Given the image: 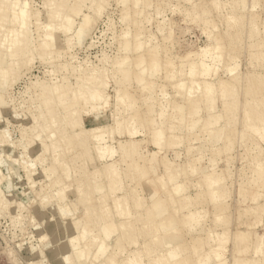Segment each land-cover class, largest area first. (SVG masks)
I'll return each mask as SVG.
<instances>
[{
    "label": "bare ground",
    "instance_id": "bare-ground-1",
    "mask_svg": "<svg viewBox=\"0 0 264 264\" xmlns=\"http://www.w3.org/2000/svg\"><path fill=\"white\" fill-rule=\"evenodd\" d=\"M53 1H56L57 3V0H44L43 6L45 7L46 12L45 18H42V11L34 8L30 0H0V30L1 34H6L7 36L6 41L0 43V94H7V97H10V84L16 78V74L20 73L23 68L20 65L21 61L25 58L31 57L29 56L31 54L28 52V49H30L28 48L30 47V45L28 46V41L29 37L31 38L33 32H37L38 34V31L43 30V33L44 29H47L45 30L46 32L44 35L42 34V38H44L42 39L43 42L41 43L39 40L41 44H38L44 46L42 47L43 50L51 55L54 53L58 55V51L60 50L57 51V49L59 47L62 49V47L65 46L64 44L63 46L62 44L58 45L59 38L61 41V37L58 34H60L61 31H67L70 32V34L74 32L76 38L72 36L71 39L74 40L75 38L77 45L83 44L81 47L84 49L83 52H85V49L87 50L96 46L94 45L95 42L93 43L92 40L94 29L93 24L96 20L95 18L99 17L98 15L102 14L103 10H106L108 4L106 2L108 0H106L105 3V0H97L101 1V8L103 10L100 9V13L98 15L95 13L96 10L94 12L95 15L93 12H91V15L87 14L88 17L83 15L85 18L81 17L80 19L83 18V20H81L80 23H78L79 21L75 23L74 21H71V19H73L72 16L74 13H69L71 11L69 6L73 0H71L70 5L69 2L67 3L69 0H64L65 3H67V6H64L65 8L57 5L61 7V9L55 5L56 3L53 4ZM62 1L63 0H61V2ZM64 1L62 3L63 5ZM131 1L132 0H122V5H125V8L130 4H132L135 9L140 7L139 9H141V14L145 17V19L143 22L141 21V23H139L137 17H135L137 19L132 17L131 19L133 20L127 19L128 17L125 18L127 20L124 21H127V25L132 22L134 28H122L121 32L118 31V33L122 34V40L119 41L118 39L116 42L114 39H112L114 42L111 41L112 44L115 43L118 46L121 44L122 47L120 51L123 50V53L120 54V56H114L116 58L112 59L110 57L111 54H107V51L105 52L107 49H105L104 52H102V50L99 51L102 54L98 56L99 62L97 60V64H95L96 62H93L94 60H84L83 62H78L77 59L75 62L77 64H74L73 60L76 58V56L71 54V56H69L71 57L70 60L65 59L59 62L63 66L67 65L71 69V75L73 76L71 79H57L54 78L55 76H53V78L46 80L41 77H37L34 78L35 80H31L28 85L27 92L31 93L30 90L34 91V94L31 93L29 97L31 103H33L32 101L36 102L35 106L33 107L34 109L36 108L35 111L37 110V112L35 114L31 113L33 117L31 114L29 115L32 117V121H30L32 129L30 134L24 135L23 150L28 151L36 158L43 154L44 151V154L46 155L51 154L50 156H52V159L50 157V160H47L48 155L45 158L47 160V164L44 167L43 176L47 179L53 178V180H55L58 185L62 177H72L74 170H77L79 175L78 182L80 178V183L78 185L85 184L87 181H93L94 185L92 189L86 188L85 186L83 187L84 190L82 193H85V196L82 200V204L87 208L89 213H93V211L96 209V205L98 206V209H101V207H107L109 203L107 208L113 214L112 219H108L106 221L101 219V222L99 221L101 228L99 227L98 231L94 229L91 230L89 228V226H94L95 219L94 221H86L82 219L81 221L76 222L75 228H71V233L68 232V234L70 233L69 236L65 237L71 247L60 252L61 258L59 259L62 260L58 261L56 264H264V233L258 234L255 232L257 233V237L253 239L254 245L249 254L233 253L230 260V257L227 256L224 250H222L224 247L223 244L225 235L228 233V231H230V224L232 222L231 219L228 218V210L231 207L228 203L230 202V197L233 194V190L228 192L224 191V187L226 186L224 181L226 178L228 180L226 175H228L231 179H233L235 176L238 181L237 184H240V187H238V195L240 196L238 199L239 206H237L241 213L240 216L244 214L245 211H249L250 215L254 214L257 218H259V220H262V226L264 224V152L262 151L264 150V63L261 62L262 60L264 61V20L260 19V9H262L261 0H187L189 2L192 1V5L190 6L191 9L186 10L187 13H185V19H187L190 23H197L204 27L205 41L203 42V45H192L184 48L187 45L186 44L184 47L181 45V48L183 49L178 47V49L174 48L172 53L174 54L173 58L166 56V49L168 47L167 45L169 44L167 41H170L174 37V34H172L173 32L171 33L169 31L170 33H166V29H162V27L159 25L160 27H158L157 30L163 35V39L152 44H149L146 42V40H144V28L146 24L150 23L151 21V18L148 16L150 14L146 15V13L149 12L150 7L152 9L153 3L149 2L150 0H134L136 3H130ZM52 4L56 7L52 6ZM99 4L100 3H98V5ZM93 5L95 6V4ZM133 6L130 7L132 8ZM93 7H91V9H93ZM99 8L96 7L95 9ZM160 9H156L154 16H163V12ZM175 9H177V7L174 8V13L176 11ZM242 11H248L247 15L240 17V13ZM132 12H136V10ZM137 12L139 13V11ZM54 15H56V17L58 16L57 18L59 20L60 16L61 21H58L57 18L54 19ZM55 20L61 22L60 28L58 30V26L54 27L55 23H57ZM62 20H64L63 23ZM163 21V23H165L166 19ZM218 21H224V26H220ZM71 22L74 23V27ZM110 22L107 27L112 33L115 29V26L113 23L114 21L111 23ZM76 23L78 24L75 26ZM138 25L141 26L137 28L136 26ZM35 26L37 27L34 29ZM9 28H11L10 31L8 30ZM103 33L104 36H106L105 31ZM118 35L119 34H114V36L119 37ZM37 37L38 39H41V37L39 38V34ZM156 37V35L153 36V38ZM95 39L94 41H96ZM101 39L103 41V38ZM69 40H66L67 42H65L70 45L71 41ZM172 41L173 39L171 42ZM61 42L63 43V41ZM25 43L27 46L24 45ZM38 44L36 45L41 47ZM23 46L27 47L28 49L26 50L24 48L26 51L22 52L21 50ZM37 46H34V49ZM74 46L76 47V45ZM31 47H33V44ZM42 48L39 49L42 50ZM107 48H109V46ZM132 49L143 52V54H141L143 59H140L142 61L134 62L135 65L140 67L139 71L137 72H134L130 69L132 59L131 61L127 60V57ZM52 50L56 51L53 53ZM238 50L260 55V60H258L260 62L258 64H249L250 62H245L246 66H242L243 63H241V61L243 60H241V58L238 56ZM37 52L38 51H36V53ZM43 52L44 51H42V54ZM60 52H62V50ZM46 53L42 55V57L48 59V57L51 55L49 56V54L47 55ZM37 55L38 54H35V56ZM97 55H95V57ZM145 56H150L151 60L153 59L150 62L151 64H149V62H145L146 59H149ZM163 57L168 60L170 59V62L171 60L173 61L171 63L173 66L172 68L170 67L171 65L169 66V63L166 65L170 68L167 66L162 68L161 59H163ZM174 58H178L179 62L175 61L176 59L174 60ZM12 63L16 64L14 66L16 71V74H14L15 78H12V75L9 77V74L11 73L9 68ZM58 67L59 66H57V68ZM54 69L55 67L53 70ZM221 71H224L225 74H223ZM161 75L163 76V81L164 79H170L171 81L175 79V81L172 82L176 83L177 80V83H174L175 85H173V88L175 86L176 89H174L177 90L176 93H178L177 96L179 98L175 100L174 97H170L169 93H166L167 91L165 93L162 91V93L158 95L163 97L162 100L164 101L161 103L162 105L161 108L159 107V111H156L158 114L157 121L156 119H153V121H156L155 126L147 134L150 137L149 139L152 138V144L155 146L152 152V160L156 161V163L154 162L148 164L145 160L146 158L144 157V154H142L140 159H138V156L140 155V149H143L146 144V142L143 140L144 138H139L137 136L138 138L131 137L120 139L116 136L115 132L114 134L109 130L108 126V129L102 130L100 124L103 125L105 122L103 119L107 116L106 113L117 110V114H115L114 119H118L119 123L126 120H128L129 123L131 122L127 132L133 135L134 131H137V123L139 118L136 112L127 111V104L125 103L124 105L125 101L121 98V93H123L122 84L121 87L115 86V82H118L119 80H115L114 78L120 79L119 76H125L124 78L131 82H134L138 79L140 85L144 86L149 82V80L147 79V81L145 77L151 76L154 79L155 76L157 80L159 78L160 81ZM29 76L30 75H28V77ZM74 79L76 81H72ZM111 82H113V84ZM138 82L135 84H138ZM172 82L171 84H173ZM154 92L159 93V88H157L155 85L152 87V90L149 93L146 92V94H144V97H154L156 96ZM69 94L72 95V97L74 96L72 98L74 100L70 99L72 102L60 112L59 110L58 112H55L57 109L53 106L55 108L54 113L49 114L48 110L51 108L50 106L54 105V102H57L56 99H59L60 96H64L66 98V95ZM50 95L52 96L50 97ZM128 95H130L129 99L133 97L131 94ZM68 97L70 98V96ZM42 101L43 104L41 105ZM165 101L168 103H173L171 108H176L175 110L172 109V117H170V111L168 110V105L165 103ZM25 102H27L26 99H23V101L19 103L20 105L18 104L19 107L24 108ZM28 102L30 103L29 100ZM1 103L3 104V100ZM31 103L30 105L34 104ZM7 105L8 104H5L4 106ZM16 105L14 106L13 104L14 118H17L19 115H21V111L22 113L25 111L18 110L19 107ZM4 106L0 108V122L2 119L5 120V117L2 115ZM26 107H28L26 110L29 113L33 111V109H31L32 106ZM84 111H92V113H90L92 115H84ZM177 113L179 119L178 121H180L179 124L183 125L182 128L184 129V127H188L189 132L193 131L189 136L168 133L165 124H168L171 121L174 122V116ZM72 118H78V120L81 118L80 121H83L84 127L75 129L74 132H72V135H70L71 133L66 130V124L68 123L67 121L69 119H71V121L74 120L75 122L76 119ZM90 124L93 127L92 129L90 128ZM85 127H88L87 129L90 128L91 132L95 128V131L93 132L94 135L91 136V142H87L88 139L84 138L83 133L86 131ZM228 130L230 132H228ZM209 131H211L210 135H213V137H210L212 141L209 139L211 145L206 147V149L199 150L192 156L190 153L187 154V156H183V154H181L182 152H179L181 163L178 167L174 168V164H168L171 160L169 161L167 159V162L162 160L163 164H161L160 160L158 159V163L157 157L160 155L163 149L166 150V147L164 146H167L168 144L172 145L173 147L184 145L195 149L197 144H199V141H194L196 139H200L201 134L206 133L205 135L207 136ZM8 133V129L3 132V134L6 136H8ZM136 135H138V133ZM237 136L239 137V140H242V142L243 140L247 139V141L243 143L245 146L247 143H249L251 144L249 146L254 145L255 148L249 152L247 151V154H245L244 158H242L241 166H239L242 168L239 169V171L234 172L233 164L235 160L232 161L228 152L232 150L233 147H235L233 146V141L234 139H238ZM79 137L80 141L78 140ZM75 139H77V141ZM170 139L171 141L169 142ZM74 140L76 143L79 142L77 144L78 148L75 146V154V147L73 146L75 145L73 142ZM248 140H250V142H248ZM231 144L233 146H231L232 148L229 147ZM206 151L210 152L208 159L211 166L208 165L206 170L201 169V171H198V167L200 168L199 161L201 162L204 159H202V156L200 157V155H205L204 153H206ZM221 153H225L227 156L225 159L231 160L233 164L228 165L231 161L229 162L226 160V162H229L227 163V166L219 168L216 164V155H221ZM4 154V151H0V166L2 165L3 167L6 166L7 163L10 164V161L17 157L16 155L10 153V156L8 154L10 159L8 156V159H5ZM189 155L191 157H195L197 160L196 162H198L199 165L196 164L194 167L195 163L193 164V161L188 158ZM114 159H116V162L118 163H113ZM147 161H149V159ZM24 162L25 165L27 164L30 167H35L34 163L33 165L29 164L30 160H24ZM61 162L64 163V167L59 169L58 166L62 165ZM104 163L105 166L100 165ZM31 168H29L30 171ZM128 168L129 170H127ZM192 168L194 175L198 176L200 173H202L199 178L203 180H198V185L191 184L193 188L195 187L197 189V186H199L201 190L197 189V191L195 189V193L186 195L189 200L191 198L194 199L191 207L187 208L188 211L183 213L178 212L179 217L182 219V224L184 222L183 225H186L188 228L192 229V231L188 232V237L183 238V233L181 234L178 232L180 229H178V224L180 222H177V220L179 218H176L175 216L174 219H177H175V222L164 220V218L168 215L166 209V201L168 200L163 199V194L169 195V197L172 194L176 195L179 189L170 191V187H181L184 185L185 181L187 182L189 179L187 174H191ZM92 169H94V171ZM7 170L9 173H11L10 169L7 168ZM1 171H3V169H1ZM1 171L0 177L3 175L2 177L4 178V174H2ZM8 172L6 174H8ZM32 173L33 172L29 173V175H32ZM9 175L12 176V173ZM92 175L95 179L98 175L100 178H97V181L93 180V178L91 181L90 177H92ZM186 176L188 177L187 180H185ZM55 181H53L54 187L56 186ZM106 181L109 183L110 192L108 193H106L105 190ZM30 183L31 188L34 189L33 191L35 193L33 201H36L37 197H43L45 201L51 203L50 205H52L49 211L43 208L41 204L36 206L33 210L31 222L36 224V228L38 229L41 227L44 228V232H42V239L47 241L48 244L50 243L48 248H53L54 246H60L61 244H64V242H57V239L45 234V232H47V228H49L51 224L49 223L50 214H53L54 212L59 214L62 220L66 219L69 217L70 213H77V211H80L75 209L77 208L78 201L74 200V206L70 205L68 201V204H63V206H59L60 203L59 205L56 204L59 208L61 207L60 211L56 212L57 207L55 204H53V202H56L55 197H49V193V195L44 194V189L48 186V184L47 186L46 183H44L43 186L42 184H39L40 187H42L37 189L39 187L36 180H32ZM13 185V182H8L5 186L0 185V195L11 193ZM126 185L127 188L129 187L128 190H122V187ZM57 187L58 186H56V188ZM142 189L146 194L145 198L150 202L148 206L146 205L147 208L146 206H143L146 208V212L143 213L142 211L141 214L138 215L136 205L141 203L144 204ZM117 191H120L121 195L118 194L111 201L107 195L109 193L116 194ZM91 192L97 193V195L92 196V200L90 199L89 195ZM254 196L255 198H253ZM172 198L176 199L173 196H171L169 199ZM16 199L15 197H12V199L9 200V204L13 205L17 201ZM66 199H68V197ZM63 200H65V197H63ZM89 201H92V208ZM175 201H177V199ZM18 204L17 206L20 205ZM85 207H81L84 212L86 211ZM151 208H154L158 211V214L155 213L156 215H154L158 217V219L156 218L155 220ZM19 215L18 218L21 219ZM180 215H182V217L188 215V218L185 216L186 220L183 221V218L185 219V217L182 218ZM201 215L204 217L203 220H205L202 228L197 226L200 225L197 223L199 220L198 216L201 218ZM116 217H119L123 220L118 222ZM195 217L197 218V221L194 220L196 219ZM15 218L13 219L14 221ZM210 220L212 221L211 223H209ZM70 222L71 221L66 222L65 220V223H60L59 227L62 228L64 225L69 226ZM114 222H116V225L114 224V237L105 241L103 228L105 226L111 227V224ZM128 223H130L131 226H128ZM71 226L73 227V224ZM169 227H172L171 230H173V228H175V230L177 229L176 232L180 233L181 235L177 233L178 237L174 235V237L170 239H166V237L162 238L163 231L168 230ZM79 230L83 235V238H80L78 235ZM174 232L172 234H174ZM165 233L167 234L168 232ZM163 235L165 236V234ZM63 238L64 237H62V239ZM88 239L97 241L94 243V245L97 246V251H95L96 253L94 258V253H86L85 249L82 248V243ZM158 243L161 244V249H159V245H155ZM156 246H158V248ZM193 250L195 251V254L189 255V253ZM34 253L38 257L43 256V253L40 251H35ZM88 259L91 260L88 262ZM48 261V258L44 257L39 261H33L32 264H47Z\"/></svg>",
    "mask_w": 264,
    "mask_h": 264
},
{
    "label": "rangeland",
    "instance_id": "rangeland-1",
    "mask_svg": "<svg viewBox=\"0 0 264 264\" xmlns=\"http://www.w3.org/2000/svg\"><path fill=\"white\" fill-rule=\"evenodd\" d=\"M30 1H31L32 5L34 6V8H37V9L42 11V15H43L42 18H45L46 10H45V7L43 6L44 5V0H30ZM63 1L61 2V0H57V3H56V1H53V4L56 3L55 4L56 6L59 5L61 7H64V6L66 7L67 6L66 4L68 2H69V5L71 3V0H69V1L65 0V1H67V3H65V1H64V5H63L62 4ZM224 1H226V0H224ZM246 1H250V0H246ZM105 2H106V0L104 1V3ZM149 2H152L153 6H152V9L150 7L149 12L146 13V15L150 14L148 16H149V18H151L150 23L146 24V26H145L146 29L144 28V40H146L147 43H149V44L151 43L152 44L154 42H157V41L163 39V35L157 30L158 27L161 26L162 29H166V31H165L166 33L167 32L168 33H170V32L172 33L173 32L172 34H174L173 35L174 37L172 38L173 41L171 42L172 39L170 41H167V43L169 42V44L167 45L168 47L166 49V51H167L166 52V56H169V58H173L174 54H172V53H173L174 48L178 47L180 49H183V48H181V45L184 47L187 44L184 48H187L188 46H192V45L193 46L203 45V42L205 41V34H204L205 33L204 32L205 29H204V27H202L200 24H197V23H192V22L190 23L187 19H185V16H186L185 13H187L186 10L191 9L190 6L192 5V1L189 2L187 0L186 1L185 0H150ZM96 3H97V5H96ZM98 3H100V4L98 5ZM106 3H108L107 7H106V10H103L101 8L102 7L101 1H97V0H73L71 5L69 6V9L71 11H73V12L70 11L69 13H71V14L74 13L73 16H72V18L74 20L71 19V21H74V23L78 22V21H79L78 23H80V21L83 20V18H85L87 16V14L91 15V12L94 13L95 10H96L95 13H97L96 15H98L100 13L99 12L100 9L103 10V12L101 11L102 14L98 15L99 17L95 18L96 20H95V22L93 24V28L94 29H93V34H92V40H93V43L95 42L94 45H96V46L93 45L94 46L93 48L91 47V48H89L87 50L85 49V52H83L84 49L81 48L83 46V44H81V45L78 44L79 45L78 46L77 43L75 42L76 41L75 33L73 32L74 34L71 33V34H73V35H71L70 32L61 31V29H60V31L62 33L60 32V34H58V35L61 37V41H63V43L60 41V38H59L58 39L59 40L58 41V43H59L58 45L62 44V46H63V44H64L65 46H63L64 48L62 47V49H60L61 47H59L57 49V51L58 50H60V51L62 50V52H60V51H58L59 53L57 52L58 55H56V53H54L56 50H52L54 54L51 55L48 52L46 53L45 50H43L42 47H44V46H41V45L38 44V43H40V41H41V43L43 42L42 39H44V38H42V37H43L44 33L46 32L45 30H47V29H44L43 33H42L43 30L38 31L39 38L41 37V39H38L37 32H33L31 38L29 37V41L30 42L28 41V46L30 45V47H28V48H30L31 50L28 49L27 47H24V46L22 47L21 51L23 52V51H26L28 49L29 54H31L29 56H31V57L23 59L22 60L23 62L21 61L22 64L20 63V65L23 67L21 72L16 74V71L14 69V66L16 64H14V63H12V65L9 68L10 72H11L9 74V77H11L10 75H12V78H13L14 74H16V76H15L16 78L14 77L15 79L10 84V88H9V91H10L9 96L10 97H7V94L6 95L3 94V93L0 94V108L2 106H4L5 104H8L7 106H4L3 112H2L3 113L2 115L5 117V120L2 119V121L0 122V151H2V152L4 151L5 159H8L7 156H8V154L10 156V153L13 154V155H16L17 157L15 156L16 158H13L15 161L11 158L12 160L10 161L11 162L10 164L7 163V165L4 166V167L2 165L0 166V171H1V169H3V171H1V172H2V174H4V178L2 177L3 175L1 176L4 180L0 177L2 179V181L0 182V185H2V186L4 185L5 186L8 182L9 183L13 182V184H14L13 187H12V192L11 193H7L5 195H0V264H32L33 261H39V260L43 259L44 257L48 258V260H49L47 262V264H56L58 261L62 260V259H59V258H61L60 252L65 251L66 249L71 247V245L68 243V241L66 240L65 237L69 236V234L71 233V231H70L71 228H75V223L76 222L81 221L82 219H84L86 221H90V220L94 221V219H95L94 226H91V227L89 226V228L91 230L94 229V230L98 231L99 227L101 228V225L99 224V221L101 222V219H104L106 221L108 219H112L113 218V214L107 208L109 206V203H108V205L106 204L107 207H105V208L101 207L102 210L98 209V206L96 205L95 206L96 209H95V211H93V213H89L87 208L82 204V200L84 199V196H85V193H82V191L84 190L83 187L85 186L86 188L92 189V187L94 185L93 181H92V179L94 178L93 175H92V177H90L92 182H88L87 181L85 184L78 185L80 183V178H79V182H78L79 175L77 173V170H74L72 177H68V178L62 177L61 181H60V183L58 185L56 183V181L53 180V178L52 179H47V178H44V176H43L44 167L47 164V160L48 159L50 160V157L52 159V156H50L51 154H47L48 155L47 156L46 154H44L45 153V151H44L43 154L39 155L36 158L32 154H30L28 151L23 150L24 149V146H23L24 135L25 134H30L31 129H32V125L30 124L31 123L30 121H32V117L33 116H32L31 113L35 114L37 112V110L35 111L36 108L34 109V107H33V106H35L36 102L32 101L34 104L31 103V100H30V97H29L31 93L34 94L33 93L34 91L30 90L31 93L27 92L29 82L31 80H35L34 78H37V77H41V78L46 79V80H49V79L53 78V76H55L54 78H57V79L58 78L59 79H64V80L71 79L73 77L71 75V72H72L71 69L67 65L63 66L62 64L59 63V62H61V60L62 61L65 60V59H69L70 60L71 57H69V56H71V54L72 55L74 54L76 56V58L73 60L74 64H77V63H75L76 59L78 60V62H80V61L83 62L84 60H89V61H93L94 60L93 62L94 63L96 62L95 64H97V60L99 62V57L98 56L102 54L99 51L102 50V52H104L105 49H107V50H105V52L107 51L106 52L107 54H109V55L111 54L110 57L112 59L116 58L114 56H117V57H118V55L120 56V54L123 53V50L120 51V49L122 47L121 44L118 46L115 43L112 44L111 41L114 42V40H115L117 42L118 39H119V41L122 40V34L118 33V31L121 32L122 28L123 29H124V27L125 28L126 27H131V29L134 28L133 27L134 25L132 24V22L129 25H127V21H124V20L131 19L132 17H134V18L137 17L138 19L137 18H135V19H137L139 21V23H141V21L143 22V20L145 19V17L141 14V9H139L140 7L138 5L137 6L139 8L135 9V7L132 4H130L128 7L125 8L124 7L125 5L124 6L122 5L123 4L122 0H119V1L118 0H108ZM130 3H136V1L132 0ZM53 4H52V6H55ZM93 4H95V6L97 8H99V7L100 8L99 9H95L96 7ZM261 4H262V9H260L261 10L260 11V19L264 20V0H261ZM178 5H179V7H178ZM59 6H57V7H59ZM130 6H133V7L131 8ZM175 6L177 7V9H175L176 11L174 13V8H176ZM61 7H59V8L61 9ZM91 7H93V9H91ZM123 7H124V9H123ZM129 7L131 8L132 11L136 10V12L139 11V13L137 12L138 13L137 14L136 12H132ZM156 7L158 9L161 8L160 10H162L164 18H163V16H160V17L159 16H154V13L156 12V9H157ZM172 7H173V9H172ZM52 9H53V7H52ZM133 9H135V10H133ZM169 9L170 10L172 9V10L170 11ZM180 9H181V11H180ZM95 13H94V15H95ZM127 13H129V14H127ZM247 13H248V11H242L240 13V17L246 16ZM108 14H110V15H108ZM68 15H66V16H68ZM83 15H85V17ZM123 15H124V17H123ZM57 17H56V15H54V19H56ZM65 17H62V18H65ZM81 17H83V18L80 19ZM106 17H107V19H106ZM59 18H60V20L58 18H57V20L61 21V17L60 16H59ZM125 18H127V19H125ZM162 19L163 20L166 19V22L163 23L164 21ZM57 20H55L57 23L54 22L55 23L54 27L58 26L57 27V30H58L60 28L61 22H58ZM131 20H133V19H131ZM63 21L64 20H62V23H63ZM110 21L111 22L114 21L113 23H114V26H115L114 27L115 29H114V31L112 33H111V30L109 31L108 27H107V25H109ZM218 22H219L220 26H222V27L224 26V21H218ZM71 23L73 24V27H74V23L73 22H71ZM78 23H76L75 26ZM116 23H117V25H116ZM56 24H58V25H56ZM33 25H35V24H33ZM139 26H141V25H138L136 27L138 28ZM36 27L37 26H35L34 29ZM11 28H9L8 30L10 31ZM116 29H117V31L115 32ZM100 30H102V31H100ZM104 31H105V35H106V32L108 31L106 36H104V33H103ZM40 32H41V34H40ZM94 32H95V35H94ZM157 32H158V34H157ZM0 34H1V30H0ZM114 34H116V35L119 34L118 35L119 37L114 36ZM148 34H149V36H148ZM35 35H37V36H35ZM120 35H121V37H120ZM152 35L153 36L156 35L157 37L153 38ZM67 36H68V38H67ZM72 36L75 37L74 40L71 39ZM102 36H104L105 38L102 37ZM6 37H7L6 34L5 35L1 34L0 35V43L6 41ZM109 37H112V38H109ZM33 38H34V40H33ZM97 38H98V40H97ZM101 38H103V41H102ZM62 39H64V40H62ZM69 39H71V40H69ZM94 39L96 41H94ZM112 39H114V40H112ZM153 39H157V40H153ZM66 40L67 41L68 40L71 41L70 45L68 43H66L67 42ZM100 41H102V42H100ZM107 41H108L109 44L107 43ZM32 44H33V47H31ZM36 44H38L41 47H38ZM71 44H72V46H71ZM24 45H26V43ZM74 45H76V47ZM34 46H37V47H35V49H34ZM108 46H109V48H107ZM72 47H74V48H72ZM32 48H33V52L34 53L32 52ZM39 48H42V50L39 49ZM36 51H38V52L36 53ZM39 51H41V52H39ZM42 51H44L47 55L49 54V56L50 55L51 56L48 57V59L43 58L42 55H44L45 53L43 52V54H42ZM35 54H38V55L35 56ZM87 54H89L90 56L87 55ZM141 54H143V52H140V50H136V49L133 50L132 49V51L129 53V55L127 57L128 61L129 60L131 61V59H132V62L130 64L131 65L130 69L132 71H134V72H137L140 69V67L138 65H135L134 62L142 61V60H140V59H143L142 58L143 56H141ZM237 54L241 58V60H243V61H241V63H243L242 66H246L245 62H250L249 64H254V63L258 64L260 62V61H258V60H260V55H258L256 53L252 54L250 52L247 53L245 51L243 52V50H238ZM95 55H97V56L95 57ZM170 55H171V57H170ZM150 56L153 57L152 55H150ZM150 56L149 57L145 56L146 58H149V59H146V60L144 58L146 63L149 62V64H151L150 62L153 59L151 60ZM165 57H163V59H161L162 60L161 61L162 68H165V66H167L168 63H169V66L171 65L170 67L172 68L173 66H172L171 63L173 61L171 60V62H170V59L168 60V59H166L167 57L166 58ZM49 58H51V59H49ZM137 59H139V60H137ZM174 60L178 61V58H174ZM167 61H169V62H167ZM178 62H177V64H178ZM261 62L264 63L263 60ZM56 64H58V65H56ZM57 66H59V67L57 68ZM169 66H167V67L170 68ZM54 67H55V69L53 70ZM53 72H55L56 74L53 73ZM222 73L225 74L224 71ZM222 73H221V75H222ZM28 75H30V76L28 77ZM74 77H75V75H74ZM124 77L125 76H122V77L119 76L120 79H117V78H114V77L113 78L115 80H119L118 82H115V86H120L121 87V84H122V87H123V91L122 92L123 93H121V98H122V100L125 101L124 105H125V103L127 104L126 105L127 111H134L138 115L139 119H138V123H137L138 124L137 131L135 130L133 135L128 133L127 132L128 131V127H129L131 122L129 123V121L126 120L124 122L122 121L121 123H119L118 119L117 120L114 119L115 114H117L116 113L117 110H113L114 113L113 112L106 113L107 116L103 119L105 122L103 123V125L100 124L101 129L105 130V129L109 128V130L112 131L113 133L115 132L116 136L118 138H120V139L137 137V136L139 138H144L143 140H144V142H146V144H145L143 149H140V151H139L140 155L138 156V159H140V156L142 154H144V157L146 158L145 160H146V162L148 164L149 163L151 164V163H154V162L156 163V161L152 160V158H153L152 152H153V149L155 148V146L152 144V141H153L152 138L149 139L150 137L147 134L155 126L156 121L158 119L157 118L158 114H157L156 111L157 110L159 111V107L161 108V105H162L161 103L164 101V100H162L163 97H160L158 95H160V93H162V91H164V93L167 91L166 93L167 94L169 93L170 97L171 96L174 97L175 100L179 98L177 96L178 93H176L177 90H175L176 89L175 86H174L175 89L173 88V85H175L177 83V80H176V83L172 82V81H175V79L172 80V81L170 79H167V80L164 79V81H163L162 80L163 76L161 75L160 76L161 78H160V81H159V78L157 80V78L155 76H154V79L151 76H147V77H145V79L146 80L148 79L149 82H148V84L145 82L146 84L144 86H142V85H140V82H138V79L136 80L138 82V84H135V83H137L136 81H134V82L132 81L133 82L132 83L131 81H128ZM72 81H76V80L74 79ZM171 82L173 84H171ZM111 83L113 84V82H111ZM156 84L159 85L160 87L157 86ZM154 85L157 88H159V93L154 92V94L156 96L151 97V98L144 97V94H146V92L149 93L152 90V87ZM163 85H166V86H163ZM161 87H162V89H161ZM128 94H131L133 97L131 96L132 98L129 99L130 95H128ZM51 96L52 95H50V97ZM68 96H70V98ZM48 97H49V95H48ZM63 97L60 96V98H62L63 100L60 99V98L56 99L57 100V102H56L57 104L54 102V105L50 106L51 108L48 107V108H50L48 110L49 114L54 113V110H55L54 107H56V109H57V111H55V112H58V110L60 112L68 104H70L72 102V101H70V99L74 100V99H72L74 96L72 97V95H70V94L66 95V98L65 97L63 98ZM67 97H68V99H67ZM23 99L24 100L26 99L27 102H25V107L24 108L21 107L22 108L21 109L19 107V105H20L19 103L22 102ZM2 100H3V104L1 103ZM28 100L33 105H30ZM43 101L41 102V105L43 104ZM165 103L168 105V110L170 111V117H172V109L175 110L176 108L175 107L171 108V105L173 104L171 102L168 103L167 101H165ZM13 104H14V106L16 104L17 105L19 104L18 105V107H19L18 110H20V111L21 110H25V111H23V113H22V111L21 112L19 111L21 113V115H19L17 118L13 117V113H14L13 112ZM26 106H30V107L32 106L31 109H33V111L29 113L26 110V109H28V107H26ZM124 109H125V107H124ZM52 110H53V112H52ZM90 113H92V111H88V112L84 111L83 112L84 115H92ZM23 114L24 115L26 114V115L24 116ZM30 114H31L32 117L29 116ZM155 114H157V115H155ZM159 115H160V113H159ZM177 115H178V113L174 116V119H175L174 122L171 121L170 123L165 124L168 133L181 134V136H189L190 133L192 134L193 131L189 132V128L188 127H184V129L182 128L183 125L179 124L180 121H178L179 119H178ZM187 115H189V114H187ZM45 118H47V117H45ZM176 118H177V120H176ZM72 119H76L77 121L75 120V122H74V120L71 121V119H69L70 121L68 120L67 121L68 123L66 124V130H68L71 133L70 135H72V132H74L75 129L84 127L83 121L82 120L80 121L81 118H79V120H78V118H72ZM153 119H156V121H153ZM43 120H45V119H43ZM139 120H140V123H139ZM125 124H126V126H125ZM105 125H106V127H105ZM90 126L89 127L92 129L93 127H92L91 124H90ZM107 126H108V128H107ZM85 128H86L87 132L85 131V133H83L84 134V138L88 139L87 142H89V141L91 142V139H92L91 136L94 135L93 132L95 131V128L92 130V132H91L90 128L89 129H87L88 127H85ZM7 129L9 130L8 136L3 134V132L5 130H7ZM106 131H108V130H106ZM228 132H230V131L228 130ZM91 133H92V135H91ZM137 133H138V135H136ZM210 133H211V131L208 132L207 136L205 135L206 133L201 134V138L200 139H196L194 141V142H198L199 141V144H197V147L195 149H193L192 147H189V146H184V145H180L179 147L178 146L177 147H173L172 145L168 144L167 146H164V147H166V150L163 149V151L157 157L158 163H159V160H160L161 164H163L162 160H164V162H165L166 159H167L169 161L171 160L170 163H168V164H174V168L178 167L179 164L181 163V159L179 158V152H182L181 154H183V156H187V154H189V153L192 156L194 153H197L199 150L206 149V147H209L211 145L210 144V140L212 141V139H210V137L211 136L213 137V135H210ZM85 136H87V137H85ZM206 137H208V138H206ZM72 138H73V136H72ZM75 140L77 141V139H75ZM75 140L73 141L75 143V145H73V146L74 147L77 146V148H78L77 144L79 142L76 143ZM78 140L80 141V137H79ZM232 140H233V138H232ZM170 141H171V139L169 140V142ZM245 141H247V139L243 140V142H242V140L241 139L239 140V137H238V139H234V141H233L234 142L233 146H235V147H233L232 144L229 145V147H231V146L233 147V149H232L233 151L230 150L228 152V154L231 157L232 161L235 160L234 164L232 163L231 160L225 159V158H227L225 153H223V154L221 153V155L220 154L216 155L217 156L216 157L217 166L219 168H222L223 166H227V163H229L231 161L228 165L233 164L234 167L233 166L232 167L234 168V172L239 171V169L242 168V167H239V166H241V164H242L241 161H242V158H244V155L247 154V151L249 152V151H251L252 149L255 148L254 145L253 146H249V145H251L249 143L246 144V146H247L246 147L245 144H243V143H245ZM263 141H264V139H263ZM248 142H250V140H248ZM69 143H70V141H69ZM238 143L239 144L242 143L244 146L242 144H240V146H239ZM234 144H236V145H234ZM74 150H75L74 151V154H75L76 153V147L74 148ZM262 151L264 152V150H262ZM206 153H204L205 155H200V157L202 156L201 158L202 159L204 158V159L203 160L201 159L202 160L201 162L199 161L200 168L198 167V169H197L198 171H201V169L202 170H206L208 168V165H210V161L208 159L210 152L206 151ZM46 156L48 157L47 160L45 159ZM189 156H188V158L191 161H193V164L195 163L194 167H195L196 164L199 165L198 162H196L197 160H196L195 157H191V156L189 157ZM200 157H199V160H200ZM192 158H193V160H192ZM9 159H10V157H9ZM148 159H149V161H147ZM24 160L25 161L26 160H30L29 164L33 165V163H34L35 167L33 168V166H31L32 167L31 168L29 165H27V164L25 165ZM226 160L229 161V162H226ZM113 163H118V162H116V159H114ZM61 164L62 165L58 166L59 169L64 167L63 166L64 163L61 162ZM23 165H25V166H23ZM98 165H99V163H98ZM100 165L101 166H105V163L104 164H100ZM28 167L31 168V171H30V169ZM7 168L10 169V172L12 173V176L9 175L11 173L8 172ZM193 168H192V172H191L192 176H191V174H187L189 176V179L186 176L185 180L188 179V181L187 182L185 181L184 185H182L181 187H177V186L170 187V191L179 189V191L176 193V195L175 194L170 195V197L171 196L175 197L177 199V201H175L176 199H173V198H172L173 200L169 199L170 198L169 195L163 194V199L168 200V201H166V209H167L168 215H167V217H165L166 219L164 218V220H167L169 222H171V221L175 222L177 220L176 218H179L178 219L179 221L177 220V222H180L178 224L179 225L178 229L180 228L178 232H180L181 234L183 233V238L188 237V232L192 231V229L188 228V226H186V225H183L184 222L182 224V222H181L182 219L179 217V215H178L179 213L178 212L183 213V212H187L188 211L187 208L191 207L192 203L194 202V199L191 198L189 200V198L186 195L195 193L197 189L201 190L199 186H197V189H196L195 187L193 188L192 185L193 184H197L198 185V180H201V181L203 180V179L199 178V176L202 173H200L198 176L194 175ZM92 170L94 171V169H92ZM127 170H129V168ZM27 171H29V172H27ZM7 172H8V174H6ZM31 172H33V173H32V175L30 174L31 175L30 176L29 173H31ZM7 175H8V177H7ZM226 177H228V180H227V178H226V180L224 179L225 180L224 182L226 184V186L224 187V191L228 192L230 190H233L232 191L233 194L230 197V202L228 203L229 206H231L230 209L228 210V213H229L228 215L229 216L227 215L228 218L231 219L232 222L230 224L231 225L230 226V231H228V233L225 235L224 244H223L224 247L222 248V250H224V252L227 254V256L230 257L229 259L231 260V255H233V253L234 254H249L251 252V250L253 248V245H254L253 239L255 237H257L256 236L257 233L258 234L259 233H264V224L262 226V224H261L262 220H259V218H257L254 214L250 215L249 211H245V213L240 216L241 213H240L239 208L237 207V206H239L238 199L240 198V196L238 195V189H239L238 187H240V184H237L238 181H237L235 176L233 177L234 180L231 179L228 175H226ZM97 178L98 179L100 178L99 175L96 177V179ZM96 179L94 178L93 180H96ZM32 180H36L38 182L37 185H38L39 188H37V189H40L43 186L44 183H46V186L48 184V186L45 187V189H44V194L45 195H49L50 194L49 197L50 196L51 197L52 196L55 197V201L57 203L53 202V204H55V206L57 207V209H56L57 211L56 212H59L60 208H61V207L59 208L56 204L59 205V203H60L59 206H63V204L70 203V205L74 206L75 205V203H73L74 200L78 201L77 208H75V209L80 210V211H77V213H74V212L70 213L69 217H67L66 219L62 220L60 215L57 214V213H54V212H53V214H50L49 223H51V224H50L49 228H47V232H45V234H47L49 236H52L54 239H57L56 240L57 242L58 241L64 242V244H61L60 246H54L53 248H48L50 246V243L48 244L47 241L42 239V235H43L42 232H44V230H43L44 228L41 227V228L38 229V228H36L37 227L36 224L31 222V218L33 217V210H34V208L36 206L41 204L42 207L45 208L47 211H49L51 209V207H52V205H50L51 203L45 201L43 199V197H37V200L33 201V197L35 196L34 195L35 193L33 191L34 189L31 188V183L30 182ZM53 181H55L56 186H58L57 188H56V186L54 187ZM39 184H42V186L40 187ZM186 184H187L188 187L186 186ZM55 188H56V190H55ZM128 188H127V185H126V186L122 187V190H128ZM234 188H235V190H234ZM105 190H106V193L110 192L109 191V183L107 181H106ZM53 191H54V194H53ZM79 191H80V193H79ZM117 192H119V193H117ZM117 192H116V194L109 193L107 195L111 201L118 194L121 195L120 191H117ZM142 192H143L142 193V197L144 199L143 200L144 204L141 203V204H137L136 205V208H137L136 210L138 211L137 212L138 215H140L142 211H143V213L146 212V208H147V206H148V204L150 202V201H148L145 198L146 194H145L144 190ZM89 195H90V199L92 200V196L97 195V193L91 192ZM185 196H186V198H185ZM12 197L13 198L15 197V199L17 198L16 199L17 201L13 205L11 204L13 207L9 204V200L12 199ZM63 197H65V200H63ZM67 197H68V199H66ZM253 198H255V196ZM56 199H58L59 201L56 200ZM67 201H68V203H67ZM147 201H148V203H147ZM160 201H161V199H160ZM6 203L9 204L10 206L7 205ZM16 203L17 204L19 203L20 205L18 204L19 206H17ZM4 205H5V207H4ZM6 205H7V207H6ZM48 205H49V207H48ZM90 205H91V208H92V201L90 202ZM143 206H146V208L143 207ZM81 207L82 208L85 207L86 211L84 212ZM144 208H145V211H144ZM151 211L153 213V216L156 215L155 213L158 214V211L156 209H154V208H151ZM132 212H133V209H132ZM18 215H19V217L21 219L18 218ZM175 216H176V218H175L176 220L174 219ZM180 216L182 217V215H180ZM185 216H187V218H188V215H185ZM185 216H183V217H185ZM154 217H155V220H156V218L158 219V217H156V216H154ZM14 218H15V221L13 220ZM116 218L118 219V222H121V220H123V219H120L119 217H116ZM198 219L199 220H198L197 224H200V225H197V226L202 228L203 223L205 222V220H203L204 217H202V215H201V218H200V216H198ZM65 220H66V222L71 221L69 223L70 227L64 225L62 228H60L59 227L60 223H65ZM184 220H186V217H185V219L183 218V221ZM194 220L197 221V218L194 219ZM211 222L212 221L210 220L209 223H211ZM70 224L71 225L73 224V227ZM114 224L116 225V222L111 224V227L105 226L103 228V233L105 235V241L110 240L111 238L114 237V235H113V232L115 231V225ZM127 225L131 226L130 223H128ZM255 226H257V227H255ZM21 228L24 229L25 231L22 230ZM169 228H168V230L163 231V234H165V236L162 234V238L166 237V239H170V238L174 237V235L177 236V233H178V232H176L177 229L175 230V228H173V230L176 232L175 233L173 230H171L172 227L170 229ZM172 231L174 232V234H172L173 233ZM68 232H70V233L68 234ZM76 232H77V230H76ZM165 232H168V233L166 234ZM255 232H257V233H255ZM180 233H178V234H180ZM78 235L80 236V238H83V235L81 234L80 230L78 232ZM62 237H64V238L62 239ZM82 241H84V240H82ZM103 241H104V239H103ZM96 242L97 241H93L92 239H88V240H85L84 243H82V248L85 249L86 253H94L93 254V258H94L95 253H96L95 251H97L96 250L97 246L94 245V243H96ZM105 244H107V243H105ZM155 245H159V249H161V247H160L161 244L158 243V244H155ZM156 247L158 248V246H156ZM35 251H40L41 253H43V256H40V255H39L40 257L36 256L35 253H34ZM191 254L194 255L195 251L194 250L191 251L189 253V255H191ZM90 260L91 259H88V262ZM62 264H65V263H62ZM66 264H69V263H66Z\"/></svg>",
    "mask_w": 264,
    "mask_h": 264
}]
</instances>
